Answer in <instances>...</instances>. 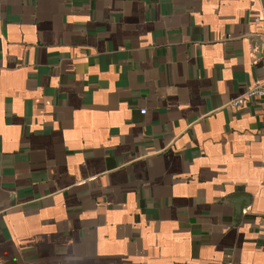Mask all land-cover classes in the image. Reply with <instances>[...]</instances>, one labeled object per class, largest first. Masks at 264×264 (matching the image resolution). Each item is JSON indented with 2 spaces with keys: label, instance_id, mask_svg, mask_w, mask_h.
<instances>
[{
  "label": "crops",
  "instance_id": "1",
  "mask_svg": "<svg viewBox=\"0 0 264 264\" xmlns=\"http://www.w3.org/2000/svg\"><path fill=\"white\" fill-rule=\"evenodd\" d=\"M262 10L0 0V264H264Z\"/></svg>",
  "mask_w": 264,
  "mask_h": 264
},
{
  "label": "built area",
  "instance_id": "2",
  "mask_svg": "<svg viewBox=\"0 0 264 264\" xmlns=\"http://www.w3.org/2000/svg\"><path fill=\"white\" fill-rule=\"evenodd\" d=\"M262 20L261 27L264 29V10L261 12V17L256 19V22ZM264 98V79L253 82L250 86L244 89L238 96L231 99L228 103L231 106H242L249 102ZM141 113L144 110H140ZM260 225L264 227V212L259 215Z\"/></svg>",
  "mask_w": 264,
  "mask_h": 264
}]
</instances>
